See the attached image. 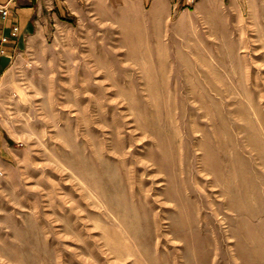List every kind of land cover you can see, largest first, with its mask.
Listing matches in <instances>:
<instances>
[{"label": "rangeland", "instance_id": "obj_1", "mask_svg": "<svg viewBox=\"0 0 264 264\" xmlns=\"http://www.w3.org/2000/svg\"><path fill=\"white\" fill-rule=\"evenodd\" d=\"M0 89V264H264V0H74Z\"/></svg>", "mask_w": 264, "mask_h": 264}, {"label": "crops", "instance_id": "obj_2", "mask_svg": "<svg viewBox=\"0 0 264 264\" xmlns=\"http://www.w3.org/2000/svg\"><path fill=\"white\" fill-rule=\"evenodd\" d=\"M73 1L0 0V5L10 10L6 18L0 15V89L3 88L14 63L24 59L30 44L40 36L41 29L45 25L46 11L49 17L66 16ZM15 25L20 27L17 35L12 33ZM4 37H8V40L4 41ZM9 147L8 137L0 126V154H3Z\"/></svg>", "mask_w": 264, "mask_h": 264}, {"label": "built area", "instance_id": "obj_3", "mask_svg": "<svg viewBox=\"0 0 264 264\" xmlns=\"http://www.w3.org/2000/svg\"><path fill=\"white\" fill-rule=\"evenodd\" d=\"M188 1L193 2L195 0H188ZM9 13H10V10L8 7H6L4 5H0V15H2L3 17L6 18L9 15ZM19 30H20V27L18 25H15L12 29V33L14 35H17L19 33ZM3 39H4V41H6V40H8V37H4ZM2 52H4V50H2Z\"/></svg>", "mask_w": 264, "mask_h": 264}]
</instances>
